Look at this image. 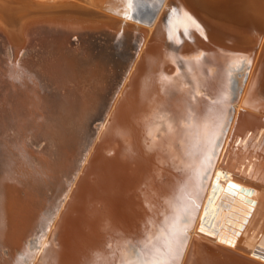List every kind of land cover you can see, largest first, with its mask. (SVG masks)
Wrapping results in <instances>:
<instances>
[{
	"label": "bare ground",
	"instance_id": "bare-ground-1",
	"mask_svg": "<svg viewBox=\"0 0 264 264\" xmlns=\"http://www.w3.org/2000/svg\"><path fill=\"white\" fill-rule=\"evenodd\" d=\"M262 130L264 0H0V264L114 261L173 216L178 264H264Z\"/></svg>",
	"mask_w": 264,
	"mask_h": 264
},
{
	"label": "snow or ice",
	"instance_id": "snow-or-ice-1",
	"mask_svg": "<svg viewBox=\"0 0 264 264\" xmlns=\"http://www.w3.org/2000/svg\"><path fill=\"white\" fill-rule=\"evenodd\" d=\"M170 14L174 18V21H169L173 24V35H175V23L181 25L186 35L191 30L203 33L202 26L187 10L172 8ZM246 63L250 65L251 61H246ZM194 112V109L188 111L182 119L184 125H190ZM174 123L176 122L172 119L168 120L170 131L173 130ZM261 134L264 135V130ZM251 135L249 133V136ZM203 230L202 226L201 231ZM228 242L231 243V241ZM185 243L183 232L178 224V217L173 216L171 221L162 224L159 228L146 225L139 237H125L118 246V259L113 261L101 253H94L95 258L89 264H178L177 256L182 254ZM107 247H112L111 242L107 244Z\"/></svg>",
	"mask_w": 264,
	"mask_h": 264
},
{
	"label": "water",
	"instance_id": "water-1",
	"mask_svg": "<svg viewBox=\"0 0 264 264\" xmlns=\"http://www.w3.org/2000/svg\"><path fill=\"white\" fill-rule=\"evenodd\" d=\"M80 35L79 34H75V35H73L72 37H71V40L74 42V43H78V41L80 40ZM204 40L205 41H207V42H209V40H208V38H207V36L205 35V37H204ZM30 42H32V38H30ZM30 42H28V43H30ZM27 48H28V44H27V46L26 47H24L23 49H21L20 51H18V57H21V59H22V57L24 56V54H25V52H26V50H27ZM139 48H140V45H139V47L137 48V50H139ZM209 49V48H208ZM136 50V51H137ZM135 51V52H136ZM246 53V52H245ZM246 55L248 56L246 59L247 60H245V61H241L242 62V65H243V62H246V61H251L252 60V58H250L249 57V55H248V53H246ZM251 59V60H250ZM251 64V63H250ZM238 66L237 68H235V70H234V77L233 78H235V79H233V80H235V86H237L238 87V89H237V91H236V93L234 94V97L235 98H237L239 95H240V93H241V88H242V84H243V82L244 81H246L245 79H246V76H247V74H248V70H249V67H250V65L249 64H247V63H245L243 66ZM17 68H18V66H17ZM18 70H20V68H18ZM237 78L240 80V82H238V84H237ZM116 92V91H115ZM234 97H233V99H234ZM112 103V100L110 101V104ZM232 107L230 108V114H229V119H231V117H232ZM228 119V120H229ZM99 125H101V121H97L96 123H95V126L98 128L99 127ZM227 127V126H226ZM226 127H225V129H226ZM224 129V130H225ZM93 140V138L91 139V141ZM221 149V148H220ZM220 149H218L217 151H216V153L214 154V156H213V158H212V161H211V163H210V165H209V168H208V170H207V174H206V177H209L210 176V174H211V171H212V168L214 167V165H215V163H216V160L218 159V152L220 151ZM75 175V174H74ZM65 195V194H64ZM63 198H64V196H63ZM185 228V227H184ZM184 228H183V230H184ZM188 230V228H187V226H186V228H185V230H184V234H185V236H186V231ZM208 246H212L211 244L209 245V244H207ZM31 260V259H30Z\"/></svg>",
	"mask_w": 264,
	"mask_h": 264
}]
</instances>
